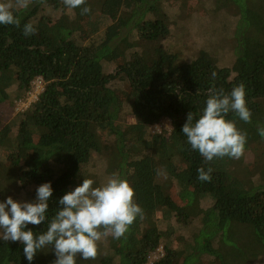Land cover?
Listing matches in <instances>:
<instances>
[{"label": "trees", "instance_id": "trees-1", "mask_svg": "<svg viewBox=\"0 0 264 264\" xmlns=\"http://www.w3.org/2000/svg\"><path fill=\"white\" fill-rule=\"evenodd\" d=\"M170 1L194 10L208 45L188 54L173 49L177 14L161 7ZM84 6L91 12L33 0L13 9L19 28L0 25V202H32L36 188L51 182L46 222L25 229L39 235L63 195L85 178L96 187L116 173L133 187L142 218L121 239L98 242L96 259L78 256L77 264H149L159 249L152 264H264V156L254 152L264 154V142L246 144L239 159L206 162L182 132L190 111L194 120L202 114L209 88L230 93L241 82L252 122L234 112L226 119L257 134L264 127V0ZM45 13L54 14L50 21ZM27 23L36 28L30 37L23 35ZM225 36L235 40L231 51L223 49ZM37 77L44 90L13 115ZM162 119L170 130L151 132ZM201 167L213 168L211 182L198 180ZM23 248L0 239V264H29ZM31 264H46L40 251Z\"/></svg>", "mask_w": 264, "mask_h": 264}, {"label": "clouds", "instance_id": "clouds-1", "mask_svg": "<svg viewBox=\"0 0 264 264\" xmlns=\"http://www.w3.org/2000/svg\"><path fill=\"white\" fill-rule=\"evenodd\" d=\"M31 3L33 0L0 2V25L19 28L21 22L13 9H26ZM63 4L69 9L81 8L82 15L91 12L90 7L84 6L86 0H63ZM35 33L32 23L23 26L26 37ZM229 112H234L245 123L252 122L246 85L242 82L230 93L212 86L199 118L194 120L191 111L187 114L182 132L191 149L198 151L206 162L224 157L239 159L244 153L247 133L238 129L235 121L226 119ZM257 132L264 138V127L258 126ZM197 172L198 180L211 182L213 168L205 170L201 167ZM93 185L92 179L85 178L82 184L63 195L59 199L61 207L47 221V230L39 235L25 229L29 224L38 226L46 222L49 199L53 194L51 182L36 188L32 202L7 197L0 202V239L22 243L29 264L39 251L49 247L53 248L56 257L53 264H77L78 256L83 260L96 259L98 242L109 236L115 240L124 237L136 218H142V208L134 200L133 187L119 174H112L100 186Z\"/></svg>", "mask_w": 264, "mask_h": 264}, {"label": "rangeland", "instance_id": "rangeland-1", "mask_svg": "<svg viewBox=\"0 0 264 264\" xmlns=\"http://www.w3.org/2000/svg\"><path fill=\"white\" fill-rule=\"evenodd\" d=\"M0 2H12L13 0H0ZM164 6H168L170 8H173V11H176L177 14V22H174L171 20V23H175L174 25L172 24L171 27L173 30L172 36H171V45L175 51L178 52H184L188 54L195 49L201 47L202 45H208L211 41L209 37V34L204 31L202 33H199L197 30V19L194 18V10L190 9L187 10L185 5L177 6L176 2L170 1L168 4H163L161 7L164 9ZM54 14H49L45 13L43 14L42 20L44 21H50L51 18L53 17ZM176 28V27H178ZM213 36V34H212ZM223 39V49L227 51H231L235 47V40L232 37L225 36ZM139 48L142 51H145L147 47L145 46H139ZM13 115H22V113L18 112L14 106V109L12 111ZM130 122H133L132 120H129ZM157 128L159 130H170V121L168 119H162L159 123H157ZM152 127V126H150ZM149 127V128H150ZM237 128L240 129L241 131H244L247 133V143H252L255 142L257 139H260L262 142H264V138H261L260 135H258L254 130H251L248 128L246 125H243L242 123L237 122ZM151 132H156L157 130H152L150 128ZM256 155H261L264 156V154H260L257 151H254ZM264 164V162H263ZM40 254L43 258V261L47 264L53 261L52 255L55 256L53 248L49 247L46 248L42 251H40ZM162 254V249L157 250L155 253L151 254L149 257V264H152L155 262ZM39 261H40V256H39Z\"/></svg>", "mask_w": 264, "mask_h": 264}, {"label": "built area", "instance_id": "built-area-1", "mask_svg": "<svg viewBox=\"0 0 264 264\" xmlns=\"http://www.w3.org/2000/svg\"><path fill=\"white\" fill-rule=\"evenodd\" d=\"M44 90V83L40 77L35 78L30 86L27 88V91L25 93V96L23 99L17 101L15 103V108L18 112L22 113L24 110H26L31 104H33L36 100L39 94ZM158 124L152 125L150 127L152 130H157Z\"/></svg>", "mask_w": 264, "mask_h": 264}]
</instances>
